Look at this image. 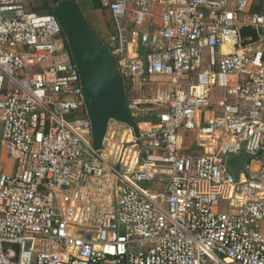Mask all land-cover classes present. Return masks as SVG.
<instances>
[{"label": "built area", "instance_id": "2783aa9c", "mask_svg": "<svg viewBox=\"0 0 264 264\" xmlns=\"http://www.w3.org/2000/svg\"><path fill=\"white\" fill-rule=\"evenodd\" d=\"M33 1L0 0V264H264L258 0H76L106 9L136 126L111 120L132 141L107 130L100 149L65 32Z\"/></svg>", "mask_w": 264, "mask_h": 264}, {"label": "water", "instance_id": "95a60500", "mask_svg": "<svg viewBox=\"0 0 264 264\" xmlns=\"http://www.w3.org/2000/svg\"><path fill=\"white\" fill-rule=\"evenodd\" d=\"M71 3L66 10L64 8L65 15L60 24L80 73L93 126L94 144L100 149L111 120L134 129L136 126L128 109L124 79L115 57L92 29L78 4ZM63 4L62 1L56 11ZM239 32L243 48L260 42L259 32L253 26H241ZM248 38L251 40L248 41Z\"/></svg>", "mask_w": 264, "mask_h": 264}, {"label": "rangeland", "instance_id": "374dc122", "mask_svg": "<svg viewBox=\"0 0 264 264\" xmlns=\"http://www.w3.org/2000/svg\"><path fill=\"white\" fill-rule=\"evenodd\" d=\"M62 1L66 5L63 4L64 6H62L61 9H59V11H56L57 6ZM62 1L58 3H53L51 0H34L33 5L35 6L41 5L42 2H45V4L39 9L40 13L48 14L51 12L55 13L56 11L55 15L58 18L59 22L61 23L65 15L64 8L66 10V8L72 4L71 2L77 3L80 9L82 10L86 20L88 21L92 29L96 32V34L100 37V39L103 40V37L105 38L108 36L109 32L111 31L112 23L106 12V9L101 7L99 3L93 4L89 2L87 4H84V3L77 2L76 0H62ZM252 48L253 49L259 48L260 50L264 52V43L258 44ZM112 124H117V123L112 122ZM119 130L123 131L124 133L123 134L121 133V135H117V137L114 138L113 126L112 125L110 126V129L108 130V132H109V140L111 142H115L116 144L120 145L122 141H129V142L132 141V138H131L132 133L130 131L131 129H129L126 125H124V126H121ZM229 158L231 159V164L234 168L233 173L235 175H238L239 172L241 171L242 166L245 164L246 157L243 155H238V156L230 155ZM11 171H12V162L7 159V155L3 151L1 144H0V176L4 172L11 173Z\"/></svg>", "mask_w": 264, "mask_h": 264}, {"label": "trees", "instance_id": "16d2710c", "mask_svg": "<svg viewBox=\"0 0 264 264\" xmlns=\"http://www.w3.org/2000/svg\"><path fill=\"white\" fill-rule=\"evenodd\" d=\"M45 4V2H42L41 5H33L32 8L34 11L40 12L39 9ZM253 12L257 13H264V3L263 0H258L256 4L253 7ZM54 14V12H51ZM96 33V32H95Z\"/></svg>", "mask_w": 264, "mask_h": 264}, {"label": "crops", "instance_id": "0c3cea01", "mask_svg": "<svg viewBox=\"0 0 264 264\" xmlns=\"http://www.w3.org/2000/svg\"><path fill=\"white\" fill-rule=\"evenodd\" d=\"M53 3H58V2H60V1H62V0H51ZM95 4V3H94Z\"/></svg>", "mask_w": 264, "mask_h": 264}, {"label": "flooded vegetation", "instance_id": "af4514ba", "mask_svg": "<svg viewBox=\"0 0 264 264\" xmlns=\"http://www.w3.org/2000/svg\"><path fill=\"white\" fill-rule=\"evenodd\" d=\"M99 37V36H98ZM100 38V37H99Z\"/></svg>", "mask_w": 264, "mask_h": 264}]
</instances>
